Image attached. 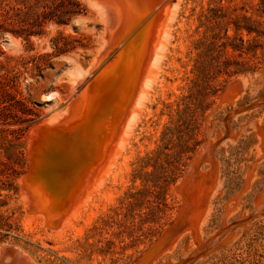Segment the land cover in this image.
<instances>
[{"label":"rangeland","instance_id":"obj_1","mask_svg":"<svg viewBox=\"0 0 264 264\" xmlns=\"http://www.w3.org/2000/svg\"><path fill=\"white\" fill-rule=\"evenodd\" d=\"M76 1L68 23L0 38V247L37 264H138L179 225L189 196L202 201L186 207L195 227L186 221L153 264H264V0H171L168 44L130 135L84 170L71 205L51 202L49 218L36 204L46 178L33 151L58 136L59 104L115 38L109 0ZM193 228L204 248L187 261Z\"/></svg>","mask_w":264,"mask_h":264},{"label":"bare ground","instance_id":"obj_2","mask_svg":"<svg viewBox=\"0 0 264 264\" xmlns=\"http://www.w3.org/2000/svg\"><path fill=\"white\" fill-rule=\"evenodd\" d=\"M97 1V6H99L100 0ZM107 2L109 3L105 4L108 6L107 12L110 19L108 23H110V27L115 31L113 35L115 37L113 38L114 41L109 42L107 46L104 45L100 53L98 52L99 54L92 65L88 68L87 74L80 79L77 78L78 80L74 82L75 86L73 88L76 91L69 104L66 107L59 104L58 108H60L57 109L58 111L64 110L61 115L64 121L62 122L63 126L56 125L57 128L54 130L55 133H58V136L50 137L49 140L44 142L41 149H33V165H31L34 170L39 169L43 177L46 178V180L43 178V185L40 184L41 186L38 188L35 186L37 188L36 191L34 190L37 194V199L35 198L37 200L36 204L46 210L45 213L49 218H53L54 216L51 214L50 208L53 204L51 202L54 201L55 204L63 208V204L67 203L69 199V193L71 195V192L80 183H78V179L84 170L90 167L91 163H96L99 158L98 161H100L101 155L106 154V152L111 153L110 151L114 149L113 144L115 139L122 132V136L124 134L126 137L130 135L131 129L136 122L135 118L138 117V115L136 116L137 107L142 103L141 100L144 95L148 93L145 87L149 84L148 81L150 79H154V67L158 63L164 42H167L163 41V38L167 35L168 38L170 36L169 29L171 27L169 26L171 21H169L168 15L171 16L169 14L171 0H109ZM109 40H111V37ZM115 49L118 53L113 59L110 60L109 58L101 64L102 60L110 56ZM158 71H154L155 75H157ZM87 75L89 77H86ZM55 116L57 117V115ZM59 119L57 120L59 121ZM119 138L121 139L122 137L119 136ZM38 142L40 141L38 140ZM84 175L86 174L84 173ZM36 176L38 177V175ZM211 178L210 181H212ZM27 180L29 179L27 178ZM30 197L33 196L30 194ZM70 199L72 200V198ZM199 199L196 198V201L192 202V199L190 200L188 196V205L191 206L189 208L195 207L198 203L202 204V201H199ZM261 199L262 197L259 196L257 202ZM235 200L237 201V199ZM186 207L177 218L179 225L176 228L164 231L160 239L149 248L138 264H153L150 261L153 257L152 254L164 248L169 249L168 246L171 245V242L172 244L174 243L172 239H177L180 236V230L185 226L186 221L194 224L193 227H195L197 217L196 215L191 217L193 214L190 215ZM192 231V238L196 240V250L188 257L187 261L200 253L204 248V243L200 239L197 229L193 228ZM5 247H0V264H37L22 249H19V254L14 255L11 253L8 255L5 254ZM185 262L186 260L178 263L169 261L163 264H184Z\"/></svg>","mask_w":264,"mask_h":264},{"label":"trees","instance_id":"obj_3","mask_svg":"<svg viewBox=\"0 0 264 264\" xmlns=\"http://www.w3.org/2000/svg\"><path fill=\"white\" fill-rule=\"evenodd\" d=\"M0 0V38L6 32L17 35L40 34L44 23L51 19L59 24L68 23L71 15L79 12L76 0Z\"/></svg>","mask_w":264,"mask_h":264},{"label":"water","instance_id":"obj_4","mask_svg":"<svg viewBox=\"0 0 264 264\" xmlns=\"http://www.w3.org/2000/svg\"><path fill=\"white\" fill-rule=\"evenodd\" d=\"M110 56H111V54H110ZM110 56H108L104 60H102V63L101 64H103L105 61H107L110 58ZM4 250L6 251L5 254H8V255L11 254V253H13L14 255H16L17 253L19 254V251H20L18 248L13 247V246H6L4 248Z\"/></svg>","mask_w":264,"mask_h":264}]
</instances>
